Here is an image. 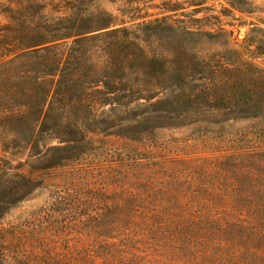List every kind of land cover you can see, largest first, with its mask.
Listing matches in <instances>:
<instances>
[{
	"label": "trees",
	"instance_id": "trees-1",
	"mask_svg": "<svg viewBox=\"0 0 264 264\" xmlns=\"http://www.w3.org/2000/svg\"><path fill=\"white\" fill-rule=\"evenodd\" d=\"M34 6L8 8L0 27L4 151L37 150L44 137L60 138L69 146L53 148L63 154L54 157L56 166L87 154L89 133L141 140L155 130L204 123L198 134L220 138L227 121L264 124V64L257 62L264 30L253 28L241 51L213 52L201 48L210 35L163 20L97 28L77 8L33 18ZM112 103L125 116L104 109ZM71 149L73 156L64 154ZM152 171L141 179L149 184L143 193L149 219L192 254L193 264H264V150L165 161ZM7 178L0 171V219L34 186L20 176L26 190L2 197Z\"/></svg>",
	"mask_w": 264,
	"mask_h": 264
},
{
	"label": "rangeland",
	"instance_id": "rangeland-1",
	"mask_svg": "<svg viewBox=\"0 0 264 264\" xmlns=\"http://www.w3.org/2000/svg\"><path fill=\"white\" fill-rule=\"evenodd\" d=\"M26 2L36 4L33 18L60 17L77 8L97 28L104 22L132 27L163 20L210 35L213 39L201 48L213 52L241 51L253 28L264 30V0H0V27L11 15L8 8ZM257 62L264 64V58ZM110 108L125 116L115 103L104 107ZM204 127L155 130L151 139L141 140L89 133V152L56 166H51L54 157L63 154L53 148L69 146L60 138L44 137L37 150L0 146V171L8 177L2 197L26 190L20 176L34 184L0 219V264H193L192 254L150 221V204L143 198L149 184L141 179L165 161L264 150V136L252 141L264 132L257 121H227L220 138L198 134Z\"/></svg>",
	"mask_w": 264,
	"mask_h": 264
}]
</instances>
